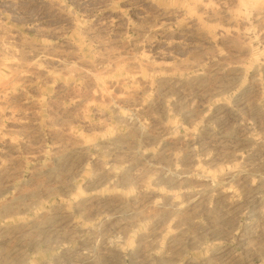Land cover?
<instances>
[{
	"label": "rangeland",
	"instance_id": "obj_1",
	"mask_svg": "<svg viewBox=\"0 0 264 264\" xmlns=\"http://www.w3.org/2000/svg\"><path fill=\"white\" fill-rule=\"evenodd\" d=\"M0 83V264H264V0H0Z\"/></svg>",
	"mask_w": 264,
	"mask_h": 264
},
{
	"label": "bare ground",
	"instance_id": "obj_2",
	"mask_svg": "<svg viewBox=\"0 0 264 264\" xmlns=\"http://www.w3.org/2000/svg\"><path fill=\"white\" fill-rule=\"evenodd\" d=\"M83 73H84V72H83ZM85 74H86V72H85ZM14 76H15V75H14ZM14 76H13V77H14ZM3 81H4V80H3ZM6 81H7V80H6ZM1 83H2V82H1ZM1 83H0V86H1ZM7 83H10V81H9V80H8V82H5V81H4V83H2V84L5 85V84H7ZM4 85H3V86H4ZM7 85H9V84H7ZM7 85L4 86V87H8ZM0 88L3 89L2 86H1Z\"/></svg>",
	"mask_w": 264,
	"mask_h": 264
}]
</instances>
